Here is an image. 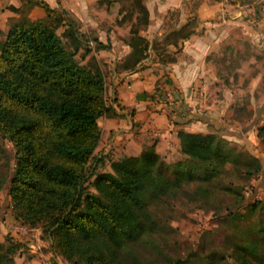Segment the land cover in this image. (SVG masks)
Segmentation results:
<instances>
[{
  "label": "trees",
  "instance_id": "obj_1",
  "mask_svg": "<svg viewBox=\"0 0 264 264\" xmlns=\"http://www.w3.org/2000/svg\"><path fill=\"white\" fill-rule=\"evenodd\" d=\"M132 1L136 22L146 24L147 8L142 0ZM44 7L41 18L9 21L0 41V135L14 148L8 187L14 218L40 226L53 253L73 264H233L217 250L173 256L158 236L163 226L156 213L161 206L172 209L171 200L182 194L195 199L208 193L214 177L230 168L240 172L241 163L248 165L246 175L255 174L263 169L260 158L217 131L181 128L184 157L166 161L149 144L95 171L103 160L95 149L101 136L97 118L108 109L106 75L96 56L76 58L81 46L83 57L93 48L67 10ZM55 21L66 25L62 34ZM138 30L132 23L131 52L119 63L125 69L145 56L148 42ZM93 40L95 49L104 46L97 36ZM243 187L229 183L222 190L238 204ZM254 213L228 215L237 237L229 252L235 264H264V221L248 220ZM15 248L0 241V264L13 263Z\"/></svg>",
  "mask_w": 264,
  "mask_h": 264
},
{
  "label": "crops",
  "instance_id": "obj_2",
  "mask_svg": "<svg viewBox=\"0 0 264 264\" xmlns=\"http://www.w3.org/2000/svg\"><path fill=\"white\" fill-rule=\"evenodd\" d=\"M119 2L115 0L113 7ZM142 2L148 11V22L143 24L140 35L148 42L147 50L134 68L125 69L119 63L131 52L125 37L131 35L132 23L127 29L126 21H122L124 12L118 6L119 22L112 24L109 31L102 29L106 21L103 14L110 1L0 0L1 33L14 19L43 17L47 3L57 9L77 10L76 16L94 30L102 43L109 40V46L92 47L95 55L108 63L105 82L106 93L110 94L106 98L107 111L97 118L101 129L97 147L104 146L98 157L138 154L146 145L154 144L168 161L184 157L177 135L181 128L222 135L232 131L221 126L228 102L224 92L223 97L218 94L225 85L218 76L216 55L222 54L225 42L235 36L243 35L262 44L264 41V0ZM176 30L187 35L169 38ZM158 41L161 47H152ZM165 96L167 102H160V97ZM189 107L192 111L186 113Z\"/></svg>",
  "mask_w": 264,
  "mask_h": 264
},
{
  "label": "rangeland",
  "instance_id": "obj_3",
  "mask_svg": "<svg viewBox=\"0 0 264 264\" xmlns=\"http://www.w3.org/2000/svg\"><path fill=\"white\" fill-rule=\"evenodd\" d=\"M107 1H110V5L104 12L105 15L103 14L106 21L101 24L102 29L107 28L106 31H109L112 24L119 22L117 19L119 6V11L124 12L122 21H126V28L128 29L133 23L135 27H138V35H140L141 29L145 26L136 22L137 11L133 7V1L120 0V5L115 4V8L113 7L115 0ZM66 12V16L75 19L78 32H81L83 38L89 40V46L95 47L93 38L97 34L94 30L84 25L83 21L76 16L77 10H74V13L69 10ZM53 24H56V31L62 34L66 25L60 24V21L58 23L55 21ZM173 36L175 35L169 38ZM129 37L125 38L129 39ZM3 38L4 33L0 32V41ZM232 38L231 41L225 42L223 46L225 50L221 51L222 54L216 55L218 76L225 85L224 91L219 90L218 94L223 97L224 92L228 102L225 108L222 106L224 112L221 126L234 132L223 136L236 148L242 151L248 150L257 155L263 169L253 175H246L244 169H248V165L245 163L240 164V172L231 169L230 164H227L230 172L214 177L212 182L208 183L210 185L208 193L200 192L195 199L182 194L171 200L172 209L161 206L156 214L163 226L162 234L158 236L163 237L166 250L173 256L186 257L191 252L206 255L210 251L217 250L224 252L227 260L235 264L229 252L237 237L233 233L234 225L228 215L231 212H255L248 220L257 221L261 218L264 221V41L263 44L251 41L243 35ZM109 44L108 40L104 45L109 46ZM151 45L161 47L159 41ZM83 51L84 48L81 46L75 55L80 62H86L90 55L96 56L91 51L83 57ZM96 58L106 75L108 63L102 56H96ZM109 97L110 94L107 92L106 98ZM166 97H160V102H167ZM197 106L198 103L193 110ZM190 111L192 108L189 107L186 113ZM103 148V145H99L97 150L95 149V154L98 155L99 151L104 150ZM13 152L14 148L10 141L0 135V241H3L5 246L12 242L16 243L14 252L10 254L12 264H73L61 254L53 253L50 240L41 233L40 226L29 227L14 218L8 194L10 173L14 165ZM112 159L117 158L103 155V160L97 163L95 171L110 169ZM177 159L180 158L175 156L168 161ZM195 183H191L190 188L188 187V194L192 192V186ZM229 183L232 186L238 184L244 186L243 199L238 204L232 203L233 197L222 190V186ZM88 188L93 190L92 186ZM21 225H25L26 229ZM5 236H8L6 241Z\"/></svg>",
  "mask_w": 264,
  "mask_h": 264
},
{
  "label": "built area",
  "instance_id": "obj_4",
  "mask_svg": "<svg viewBox=\"0 0 264 264\" xmlns=\"http://www.w3.org/2000/svg\"><path fill=\"white\" fill-rule=\"evenodd\" d=\"M178 99V101H181V97H178L177 98ZM22 227H25L24 229H26V226L25 225H21Z\"/></svg>",
  "mask_w": 264,
  "mask_h": 264
},
{
  "label": "water",
  "instance_id": "obj_5",
  "mask_svg": "<svg viewBox=\"0 0 264 264\" xmlns=\"http://www.w3.org/2000/svg\"><path fill=\"white\" fill-rule=\"evenodd\" d=\"M228 133H234L233 131H228Z\"/></svg>",
  "mask_w": 264,
  "mask_h": 264
}]
</instances>
